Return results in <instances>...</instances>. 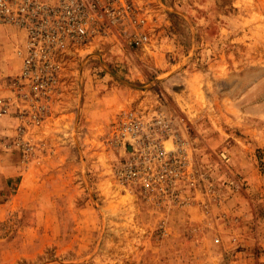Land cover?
Masks as SVG:
<instances>
[{"label": "rangeland", "instance_id": "rangeland-1", "mask_svg": "<svg viewBox=\"0 0 264 264\" xmlns=\"http://www.w3.org/2000/svg\"><path fill=\"white\" fill-rule=\"evenodd\" d=\"M138 1L123 36L106 27L68 57L40 126L18 116L20 33L0 26V264H264V0ZM130 107L171 115L191 140L188 203L116 181L111 124ZM54 146L42 165L56 172H35Z\"/></svg>", "mask_w": 264, "mask_h": 264}, {"label": "built area", "instance_id": "built-area-1", "mask_svg": "<svg viewBox=\"0 0 264 264\" xmlns=\"http://www.w3.org/2000/svg\"><path fill=\"white\" fill-rule=\"evenodd\" d=\"M140 13L138 0H0V26H11L20 33L15 47L22 66L11 80V97L20 103L18 116L25 123L42 125L63 93L68 57L105 33L106 27L123 36L122 27ZM144 41L141 34L131 37L129 43ZM3 103L0 115L9 106V101ZM172 119L159 110L126 108L112 122L109 137L111 147L120 155L114 168L116 181L159 204L188 203V191L198 182L191 140ZM25 123L19 136L27 127ZM21 144L28 155L31 145ZM220 155L226 162L231 159L226 151ZM230 183L240 187L234 179Z\"/></svg>", "mask_w": 264, "mask_h": 264}, {"label": "crops", "instance_id": "crops-1", "mask_svg": "<svg viewBox=\"0 0 264 264\" xmlns=\"http://www.w3.org/2000/svg\"><path fill=\"white\" fill-rule=\"evenodd\" d=\"M6 33H8V32L5 29H4V31H0V57L2 55V50L5 51L8 48L7 47L8 44L5 42L6 40H3L4 39L3 37H5V34ZM14 48H16V47H14ZM11 58L13 59V63L14 64L16 63V61L22 63V59L20 58V56L17 55L15 49H14V53L12 54V56L10 57V59ZM1 61L2 60L0 59V62ZM58 157L59 156L57 154V148H56V146L52 147L50 150H47L46 153L41 152V157H40V159H41V161H40L41 162V165H40V168L38 169V171L36 170L35 172H56L55 169L54 170H51V171L46 170L42 164H44L43 162H46V161H49V162H53L54 161L55 162L58 159ZM21 172H26V169H23ZM6 177H9L8 172L1 171L0 172V179H4Z\"/></svg>", "mask_w": 264, "mask_h": 264}]
</instances>
